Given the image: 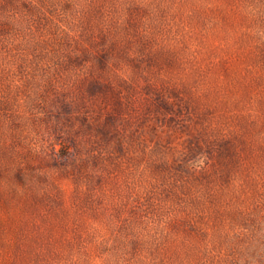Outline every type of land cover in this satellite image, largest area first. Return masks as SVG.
Segmentation results:
<instances>
[{
	"label": "rangeland",
	"instance_id": "rangeland-1",
	"mask_svg": "<svg viewBox=\"0 0 264 264\" xmlns=\"http://www.w3.org/2000/svg\"><path fill=\"white\" fill-rule=\"evenodd\" d=\"M0 264H264V0H0Z\"/></svg>",
	"mask_w": 264,
	"mask_h": 264
}]
</instances>
